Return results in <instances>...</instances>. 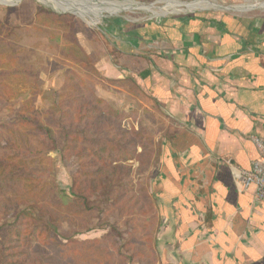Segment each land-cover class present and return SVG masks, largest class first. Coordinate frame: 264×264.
<instances>
[{
	"label": "crops",
	"instance_id": "obj_1",
	"mask_svg": "<svg viewBox=\"0 0 264 264\" xmlns=\"http://www.w3.org/2000/svg\"><path fill=\"white\" fill-rule=\"evenodd\" d=\"M119 31L138 67L104 60L102 75L136 86L150 132L156 264H264V205L239 172L258 156L251 137L264 139V20L210 10ZM95 91L118 100L111 85Z\"/></svg>",
	"mask_w": 264,
	"mask_h": 264
},
{
	"label": "trees",
	"instance_id": "obj_2",
	"mask_svg": "<svg viewBox=\"0 0 264 264\" xmlns=\"http://www.w3.org/2000/svg\"><path fill=\"white\" fill-rule=\"evenodd\" d=\"M41 15L54 20L60 17L37 10L36 16ZM5 27L0 20V42L11 34ZM68 35L75 42L73 26ZM73 62L84 64L96 73L92 57ZM8 74L0 71V109L9 106L18 96L5 82ZM63 83L64 93L58 95L61 100L55 111L40 112L32 104H22L12 125L0 124V264H94L97 257L120 256L109 252L115 244L112 242L110 246L108 233L101 240L78 241L71 236L62 238L58 227L66 223L69 228L88 231L86 218L98 209L90 199L114 197L113 203L120 202L133 190L130 164L135 162L142 172L154 156V147L145 129L133 125L129 130L124 127L134 117L132 111L116 110L73 68L63 72ZM19 132L20 136L16 134ZM57 141L61 142V148ZM57 149L63 156L73 155L78 160L70 189L73 200L66 206L47 197L52 181V159L48 153ZM135 193L150 206L152 224L156 225L147 188L138 186ZM139 200L133 196L126 201H134V206L140 204ZM142 244L138 240V262H146L148 256L156 264L152 241L150 254L141 251L145 249ZM33 255L35 258L31 259ZM125 262L126 259L122 261ZM97 264H108V261L98 260Z\"/></svg>",
	"mask_w": 264,
	"mask_h": 264
},
{
	"label": "rangeland",
	"instance_id": "obj_3",
	"mask_svg": "<svg viewBox=\"0 0 264 264\" xmlns=\"http://www.w3.org/2000/svg\"><path fill=\"white\" fill-rule=\"evenodd\" d=\"M91 1V0H86ZM107 2H123L131 0H103ZM142 6L163 7L172 0H132ZM190 3L195 0H180ZM213 3L218 9L226 14L233 15H251L264 20V8H258L257 5L263 3H255L256 0H207ZM212 4V5H213ZM253 6L250 11H243L244 7ZM256 5V6H255ZM264 7V6H262ZM239 8V9H238ZM55 14L58 17L56 20L46 16H36L37 10ZM242 10V11H241ZM210 10H191L181 14H168L150 17V14L143 11H125L116 16L103 14L100 17L93 19H81L75 14L58 15L51 8L40 5L35 0H21L14 6L0 4V20L3 22L5 31H11V34L3 42H0V71L9 72L5 77L6 84L17 93V98L11 101L9 106H1L0 124L12 125L16 120V116L20 105L32 104L38 111L56 110L57 103L61 100L58 95L64 92L63 72L69 68H73L82 78L94 88L101 86L104 83L114 87V94L117 95L116 103L111 105L118 111L129 113L132 111L134 116L130 122L124 124V127L129 130L130 125L135 128L140 127L138 124V103L134 100L136 97V86L125 78L120 81L108 82L102 75V61L111 64L116 62L118 65L113 67L120 71L123 67H128L133 74V70L138 65L136 60L132 59L131 55H125L119 50V47L126 46L124 39L120 38L122 28L130 26H138V24L156 22L172 17H184L193 14L209 12ZM67 16L70 18L68 19ZM73 26V38L75 42L70 41L69 30ZM72 35V34H71ZM120 39V41H119ZM120 52H119V51ZM86 56L92 57L95 60L94 68L101 71L94 73L90 67H85L84 64L74 63L73 60H85ZM126 59L131 60L127 63ZM93 67V66H92ZM138 70V69H137ZM123 90V92H122ZM99 91H104L100 88ZM96 93V91H95ZM123 93L132 95L133 99L126 100L120 96ZM98 94V93H97ZM102 98V97H101ZM138 98V96L136 97ZM136 103H135V102ZM12 127V126H11ZM14 131H18L13 126ZM150 133V132H149ZM148 133V134H149ZM20 136L21 132L16 133ZM150 137V134H149ZM22 138V137H21ZM58 148L62 144L57 141ZM48 156L52 159V181L47 192V197L50 201H60L62 206H66L72 201L70 189L72 188L73 176L78 169V160L75 156H63L59 150H50ZM152 157L148 167H145L142 172L138 171V165L131 163V185L132 192L126 194L120 202L113 203L110 197H92L90 199L93 205L98 207L94 215L89 219L88 231H84L79 227L69 228L66 223L58 227L59 235L64 237L71 236L78 241L103 239L108 233L111 243L115 247L109 249L115 254L104 255L98 260H107L108 264H153V257H146V262H138V240L142 241L141 251L145 254H150V246L152 234L155 225L152 224V211L150 206L136 195L135 191L138 186L148 185L150 178V168L152 166ZM134 196L140 204L133 206L134 201H126ZM126 202V203H125ZM103 209V210H102ZM102 210V211H101ZM106 211V213L104 212ZM9 220V218H7ZM154 221V220H153ZM80 233L77 235L76 232ZM152 249V248H151ZM92 257V254H89ZM134 257V259H130ZM145 257V255H144ZM35 256L31 259H34ZM96 259L95 257H93ZM94 261V264L98 263ZM74 264H84L74 262Z\"/></svg>",
	"mask_w": 264,
	"mask_h": 264
},
{
	"label": "bare ground",
	"instance_id": "obj_4",
	"mask_svg": "<svg viewBox=\"0 0 264 264\" xmlns=\"http://www.w3.org/2000/svg\"><path fill=\"white\" fill-rule=\"evenodd\" d=\"M21 0H0V4L14 6ZM40 5L51 8L53 11L73 13L81 19L93 20L97 17L107 14L116 16L125 11H143L150 14V17L168 14H181L191 10H212L218 9L213 3L207 0H195L186 3L180 0H172L164 4L163 7L142 6L134 1L107 2L103 0H35ZM213 4V5H212ZM254 6V5H253ZM253 6L243 8V11H250ZM256 6V5H255ZM264 4L257 5L258 8ZM239 9V8H238ZM242 11V10H241Z\"/></svg>",
	"mask_w": 264,
	"mask_h": 264
},
{
	"label": "built area",
	"instance_id": "obj_5",
	"mask_svg": "<svg viewBox=\"0 0 264 264\" xmlns=\"http://www.w3.org/2000/svg\"><path fill=\"white\" fill-rule=\"evenodd\" d=\"M264 0H256L255 3H263ZM251 141L254 144L258 156L250 164V168L245 171H239L243 178V188L248 190L253 188V199L257 203L264 205V139L259 136H252ZM227 164L231 167L229 162Z\"/></svg>",
	"mask_w": 264,
	"mask_h": 264
},
{
	"label": "water",
	"instance_id": "obj_6",
	"mask_svg": "<svg viewBox=\"0 0 264 264\" xmlns=\"http://www.w3.org/2000/svg\"><path fill=\"white\" fill-rule=\"evenodd\" d=\"M16 5V4H15ZM55 12V11H54ZM56 14L58 15H61V14H71V13H68V12H55ZM72 15V14H71Z\"/></svg>",
	"mask_w": 264,
	"mask_h": 264
}]
</instances>
